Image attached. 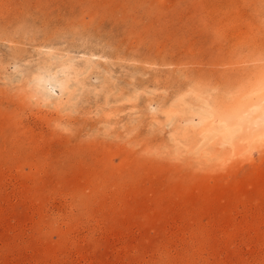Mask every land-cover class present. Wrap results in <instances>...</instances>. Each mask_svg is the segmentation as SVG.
Instances as JSON below:
<instances>
[{
    "label": "rangeland",
    "instance_id": "1",
    "mask_svg": "<svg viewBox=\"0 0 264 264\" xmlns=\"http://www.w3.org/2000/svg\"><path fill=\"white\" fill-rule=\"evenodd\" d=\"M263 79L264 0H0V264H264Z\"/></svg>",
    "mask_w": 264,
    "mask_h": 264
},
{
    "label": "bare ground",
    "instance_id": "2",
    "mask_svg": "<svg viewBox=\"0 0 264 264\" xmlns=\"http://www.w3.org/2000/svg\"><path fill=\"white\" fill-rule=\"evenodd\" d=\"M63 65V64H62ZM62 68V67H61ZM67 68V67H66ZM65 71V69H64ZM75 71H76V68H75ZM67 72V71H66ZM65 73V72H64ZM44 80V77H39V81L42 82ZM264 80V79H263ZM44 83V82H43ZM63 84V83H62ZM263 84V83H262ZM40 85V84H39ZM59 85V84H58ZM61 85V84H60ZM82 85V84H81ZM66 87V86H65ZM64 88V86H63ZM66 89V88H64ZM257 89V88H256ZM254 90V89H253ZM255 97L253 99H250L249 101H247V104L244 103L247 107H246V110L244 111H247L248 114H249V117H247L246 119H243L241 117V114L239 115V113H237L238 115L236 117H233L232 119L228 120V122L225 121L224 119V126L221 127V130H219V132H221L222 135L226 134L227 132L229 133H236L238 130L240 131V137H239V140H249L252 139V141H255L254 139H264V84L261 85L255 92ZM253 94V93H252ZM251 94V95H252ZM254 95V94H253ZM249 99V98H248ZM197 105V104H196ZM244 109H245V106H242ZM239 110V109H238ZM234 111V110H233ZM240 111V110H239ZM215 112V111H214ZM241 112V111H240ZM243 112V111H242ZM241 112V113H242ZM217 113V112H216ZM223 113V112H222ZM232 113V112H231ZM215 114V113H213ZM233 114V113H232ZM192 115V114H191ZM222 115V114H221ZM226 115V113H225ZM224 115V116H225ZM244 115V114H243ZM209 117V116H208ZM227 117V115H226ZM230 117V115H229ZM204 118V117H203ZM228 119V117L226 118ZM237 119H239L240 121L243 119V122L242 124H235V127H238L239 126V129L237 128L236 130L233 131V124H231V122H234V120L236 121ZM219 120H221L219 118ZM206 121L208 120H203L204 123H206ZM239 121V122H240ZM212 122V121H211ZM206 123V126L205 128H212L211 125L212 123ZM202 123V122H201ZM241 123V122H240ZM237 125V126H236ZM201 126H203L201 124ZM200 129H203V128H200ZM234 133V134H235ZM231 135V134H229ZM258 136V137H257ZM260 137V138H259ZM262 139V141H263ZM250 141V140H249ZM218 142V141H217ZM234 142V141H233ZM242 141V143H244Z\"/></svg>",
    "mask_w": 264,
    "mask_h": 264
}]
</instances>
